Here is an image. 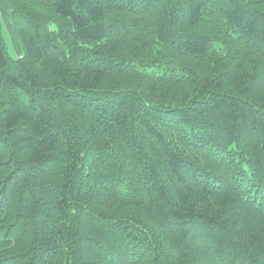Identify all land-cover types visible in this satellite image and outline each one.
I'll return each instance as SVG.
<instances>
[{
  "label": "trees",
  "instance_id": "obj_1",
  "mask_svg": "<svg viewBox=\"0 0 264 264\" xmlns=\"http://www.w3.org/2000/svg\"><path fill=\"white\" fill-rule=\"evenodd\" d=\"M0 264H264V0H6Z\"/></svg>",
  "mask_w": 264,
  "mask_h": 264
},
{
  "label": "rangeland",
  "instance_id": "obj_2",
  "mask_svg": "<svg viewBox=\"0 0 264 264\" xmlns=\"http://www.w3.org/2000/svg\"><path fill=\"white\" fill-rule=\"evenodd\" d=\"M2 12L3 8L0 6L1 32L6 44V51L9 55L16 57L19 54L17 51H21V46L17 45L16 41H18V39L13 36L11 30H9L7 20L4 18V14H2ZM18 46H20V48Z\"/></svg>",
  "mask_w": 264,
  "mask_h": 264
},
{
  "label": "crops",
  "instance_id": "obj_3",
  "mask_svg": "<svg viewBox=\"0 0 264 264\" xmlns=\"http://www.w3.org/2000/svg\"><path fill=\"white\" fill-rule=\"evenodd\" d=\"M0 6L3 8L2 14H4V18H6V20H7L8 28L12 32L11 7L9 6V4L7 3L6 0H0ZM16 43H17V45H19L18 41H16ZM18 47L20 48V46H18ZM20 52H21L20 50L17 51V53H20Z\"/></svg>",
  "mask_w": 264,
  "mask_h": 264
}]
</instances>
